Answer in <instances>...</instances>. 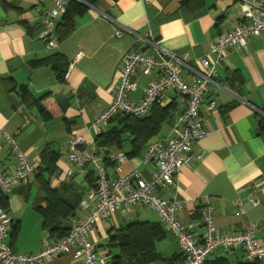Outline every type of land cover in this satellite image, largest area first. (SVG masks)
Here are the masks:
<instances>
[{
  "label": "crops",
  "instance_id": "0c3cea01",
  "mask_svg": "<svg viewBox=\"0 0 264 264\" xmlns=\"http://www.w3.org/2000/svg\"><path fill=\"white\" fill-rule=\"evenodd\" d=\"M93 1L88 10L75 16L74 29L59 38L58 47L47 49L46 38L41 36L45 33L42 13L52 9L55 0H0V128L14 140L12 145L5 136L0 137V172L15 171L17 150L35 165L27 181L15 184L10 191L0 189V205L11 217L5 241L16 252H37L50 237L41 213L36 210V206L44 204L37 176L42 170L38 166L46 145L60 153L54 165L56 176L52 178V186L72 185L85 198L87 190L96 184L98 173L92 163L81 166L69 161L72 137L79 136L84 141L78 146L81 153L95 147L108 178L113 179L133 166L146 178L155 170L153 164L140 160L145 148L137 155H127L130 144L126 141L119 150L127 158L118 172L114 162L104 161L108 151L115 148L96 141L100 133L118 125L113 119L99 122L97 128L96 119L112 100L123 55L130 50L173 52L188 55L196 65L197 59L209 54L221 33L241 22L240 7L235 0ZM62 16L54 18L50 27L59 37ZM116 30L121 32L120 36H116ZM149 39L156 47L149 44ZM79 52L83 56L75 62L68 78L58 80L47 59L59 53L71 62ZM216 69L215 83L209 86L200 107L207 134L192 148L200 157L182 165L175 185L159 195L167 199L176 197L181 223L196 236L203 234L200 210L208 203L214 208V224L220 232L247 229L254 222L258 227L255 237L264 239V33L248 38L243 47L228 48ZM234 72L239 78L231 85L228 79ZM136 76L137 87L128 95L133 100L144 95L155 73ZM187 78L191 81L192 75L187 73ZM20 87L28 91L24 99ZM45 93L49 94L43 104L52 114L46 120L36 101ZM211 100L215 101V107L208 110L207 103ZM159 103L170 106L171 113L146 146L166 138L184 108L183 96L174 90H167ZM67 168L73 169L72 176L81 173L80 186L72 176L64 175ZM87 175L93 179L88 181ZM251 199L256 201L255 205ZM237 200L242 202L244 212L239 210ZM88 203L93 207L94 200L89 199ZM87 211L88 208L79 205L75 215L64 223L70 224ZM134 221L160 223L165 230L164 238L157 242L160 253L164 257L181 254L178 240L166 229L158 213L150 207L134 205L98 220L93 228L96 252L105 264H114V257L120 254L111 236ZM14 230L17 233L12 239ZM219 259L231 264L245 261L241 249H217L204 264ZM181 262V259L155 260L143 264ZM42 264L82 263L71 254H62ZM258 264H264V258Z\"/></svg>",
  "mask_w": 264,
  "mask_h": 264
},
{
  "label": "built area",
  "instance_id": "2783aa9c",
  "mask_svg": "<svg viewBox=\"0 0 264 264\" xmlns=\"http://www.w3.org/2000/svg\"><path fill=\"white\" fill-rule=\"evenodd\" d=\"M241 11V22L233 29L223 32L214 42L209 54L196 60L194 65L186 54L173 52L151 53L143 50L126 52L119 67L118 80L112 90V100L109 105L98 114L96 127L99 122H107L118 114H130L137 117L149 113L155 102H160L167 90H174L184 98V108L177 115L170 134L166 138L150 142L141 154V162L151 163L155 170L146 178L133 166L129 171L115 178H108L105 167L100 162V156L95 147L90 152L81 153L78 146L84 141L79 137L70 140L72 149L68 153L69 161L78 165L92 163L95 165L98 177L96 185L87 190V197H83L80 206L88 208L87 213L72 220L67 234L60 238L48 237L43 242L41 250L33 253L14 251L6 243L11 225V217L7 210L0 205V264H42L62 254H71L82 264H105L97 254L95 240L92 237L93 228L98 220L112 216L123 207L144 205L154 209L166 229L178 240L183 260L181 264H204L206 258L217 249L230 251L241 249L245 261H255L264 258V239H257L256 223H250L247 229L232 233H222L214 224V208L211 204L201 207L200 215L204 225L201 236L194 235L178 217L179 201L163 198L161 191L169 190L175 185V177L181 166L188 164L200 154L193 153V145L203 139L207 131L200 107L204 95L211 84L215 83L217 65L223 60L226 50L230 47H243L250 37H257L264 33V0H235ZM68 0H55V5L43 14L46 38V48L58 47L59 36L50 27L53 19L66 12ZM116 36L121 32L116 30ZM151 36L152 34L149 33ZM153 47L155 43L149 39ZM213 55V58L210 56ZM83 56L79 52L69 62L64 77L68 78L74 64ZM155 77L145 88L144 95L139 100L129 98V93L137 87V74ZM187 73L192 75L191 81ZM215 101L207 103V109L212 110ZM14 145V140L0 128V137ZM17 162L15 171L10 174L0 172V189L10 191L12 187L28 180L34 171V162L21 150L16 151ZM107 158L115 163V170L121 171V164L126 160V154L119 149L110 150ZM65 176H72L73 169L67 168ZM94 200L91 207L88 200ZM252 204L256 201L250 200ZM239 210L244 212L242 202L235 201Z\"/></svg>",
  "mask_w": 264,
  "mask_h": 264
},
{
  "label": "trees",
  "instance_id": "16d2710c",
  "mask_svg": "<svg viewBox=\"0 0 264 264\" xmlns=\"http://www.w3.org/2000/svg\"><path fill=\"white\" fill-rule=\"evenodd\" d=\"M93 3V0H68L66 12L63 14L62 21L58 25L59 38L68 35L74 29L75 16L88 10L89 6ZM47 60H50L56 78L63 80L69 62L59 53L53 54ZM237 78L239 77L234 72L228 80L233 85ZM20 90L22 92L21 96L24 99L28 91L25 87H20ZM48 94L45 93L36 98L39 112L45 120L52 117L49 109L43 104V100ZM61 108L63 110L64 106L61 105ZM170 113V106H162L160 103L155 102L149 114L142 117L130 114H118L110 120H117L118 125H113L107 131L100 133L96 141H100L101 144L114 147L115 149H123L124 143L128 141L130 150L126 154L129 156L137 155L145 148L147 142L158 133L161 126L170 116ZM59 155L58 149L46 145L41 151V161L38 168L42 170H40L37 176L44 204L36 206V210L41 213L43 226L48 230L51 238L53 236L60 238L67 234L72 221L70 224H67L68 222L64 223V221L69 220V218L75 215V211L83 198L80 191L76 192L72 185L66 186L60 183L57 187L52 186V178L56 176L54 165ZM104 161L109 162L107 156ZM86 179L91 181L93 178L87 175ZM94 180L97 181L96 178ZM95 185L93 184L92 186ZM16 233V230H14L12 239L15 238ZM164 236L165 230L158 222L134 221L120 227L117 233L111 236V240L116 243L120 251V254L114 257L113 263L143 264L155 260L173 262L179 259L182 261V253L169 257H164L160 253L157 242L162 240ZM258 261H243L234 264H258ZM213 264L231 263L225 259H219L213 262Z\"/></svg>",
  "mask_w": 264,
  "mask_h": 264
},
{
  "label": "rangeland",
  "instance_id": "374dc122",
  "mask_svg": "<svg viewBox=\"0 0 264 264\" xmlns=\"http://www.w3.org/2000/svg\"><path fill=\"white\" fill-rule=\"evenodd\" d=\"M72 179H73V181H74L76 184H79V186H80L81 179H82V175H81V173H76V174H74V176H72Z\"/></svg>",
  "mask_w": 264,
  "mask_h": 264
}]
</instances>
